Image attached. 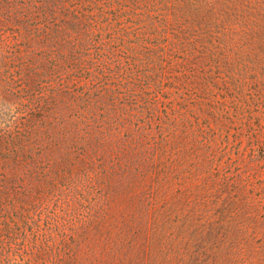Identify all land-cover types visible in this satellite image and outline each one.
<instances>
[{
    "label": "rangeland",
    "instance_id": "1",
    "mask_svg": "<svg viewBox=\"0 0 264 264\" xmlns=\"http://www.w3.org/2000/svg\"><path fill=\"white\" fill-rule=\"evenodd\" d=\"M57 27L62 44L91 34L112 53L93 64L100 79L92 63L58 75L50 128L17 168L0 162L19 176L0 192L15 225L0 231V252L14 251L0 264H264V0H0V92L12 51L53 54L28 40ZM10 78L1 154L47 115L14 101L25 83ZM96 88L117 92L84 105Z\"/></svg>",
    "mask_w": 264,
    "mask_h": 264
},
{
    "label": "trees",
    "instance_id": "2",
    "mask_svg": "<svg viewBox=\"0 0 264 264\" xmlns=\"http://www.w3.org/2000/svg\"><path fill=\"white\" fill-rule=\"evenodd\" d=\"M56 4L57 0H42V5L47 9H52L56 6ZM30 6L31 5H28V7ZM78 24V22L75 24H71L70 22L67 24L69 26L67 28H77ZM63 35L64 32L57 27L51 30V34L49 33L48 36L38 37L32 35L33 37H29L28 44L30 48H34L39 45L40 47H45L47 50H54L53 54L46 51V56H43L44 54L42 53V55L38 56L36 52L31 51L27 46L26 52H22V47L19 48L20 50L12 51L14 61H16L13 66L15 70L8 71L11 73V76L5 77V84H3L2 91L0 92L2 96V99H0V123L7 120V118L3 115H5L6 111L9 110V106H6L4 102L10 97V92L6 90L7 87L13 86V82L10 77H15V80H13L15 82L20 80L21 83H25V87L22 90H17L16 87H13V92L18 93V96L16 94L17 97H13V100H16V102L21 106L30 105L39 112H46L47 115L43 119L39 118L42 122L46 117L55 115L57 112L59 113L63 108L61 91L66 79H62L58 75L64 76V74L68 71H79L81 64L92 63L90 64L92 66H89L86 73L90 76V78L100 79L103 77L104 74L100 73L97 69L103 70L104 68L101 67L94 70L92 68L93 64L96 60L105 63L106 59L110 58L112 52L109 49L98 46V42H96L95 38L91 34L88 35V37L86 36L84 39H81V42L77 44V47L71 46L70 44H62L59 39L63 37ZM76 49H79L80 53H77L78 51H76ZM53 58H56L57 61L55 63L50 62V64H48L47 61ZM11 68L12 67L10 66V69ZM4 69L8 68L6 60L3 58L0 61V77L3 76ZM57 76L58 79L56 78ZM54 80L57 82L58 87L53 86L55 89H52L50 88V81ZM59 86L62 87L60 88ZM116 92L117 90L115 88H108V90L104 91H100L96 88L92 91L89 98L83 99L82 103H84V105L92 102L95 104H101L104 102L107 93L114 95ZM114 105L111 104V106H113L112 109L115 108ZM54 120L56 121L55 126H60L62 123V115H58L54 118ZM33 121H38V119L35 118L22 122L23 127L17 131H10V133L3 138L6 142L13 145L12 148H9L3 154L0 153V162H3V166L5 168L8 166L17 168L18 166L15 163L14 158L18 157L19 150L24 149V144L28 142L30 137L36 136L42 133L43 130L50 128V124H47L46 122L38 123ZM51 125L53 128L52 122ZM17 178H19V176L15 173L11 175H0V183L3 184V188H0V192H7L8 190L11 191L12 187L17 184ZM25 224H28L27 221L24 222V225ZM14 226L9 220H0V231L12 234L14 233ZM21 231L25 232L26 230L23 228ZM12 243L13 242L10 241L9 246H3V248H1L0 262L9 261L13 256L14 251H11L13 248Z\"/></svg>",
    "mask_w": 264,
    "mask_h": 264
}]
</instances>
